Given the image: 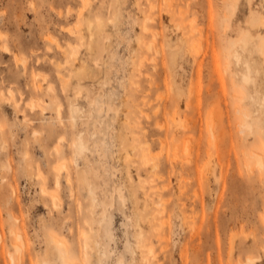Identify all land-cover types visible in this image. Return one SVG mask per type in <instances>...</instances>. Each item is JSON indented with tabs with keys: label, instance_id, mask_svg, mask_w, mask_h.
<instances>
[{
	"label": "rangeland",
	"instance_id": "374dc122",
	"mask_svg": "<svg viewBox=\"0 0 264 264\" xmlns=\"http://www.w3.org/2000/svg\"><path fill=\"white\" fill-rule=\"evenodd\" d=\"M69 258L264 264V0H0V264Z\"/></svg>",
	"mask_w": 264,
	"mask_h": 264
},
{
	"label": "bare ground",
	"instance_id": "6f19581e",
	"mask_svg": "<svg viewBox=\"0 0 264 264\" xmlns=\"http://www.w3.org/2000/svg\"><path fill=\"white\" fill-rule=\"evenodd\" d=\"M190 28L192 27V25H194L193 24V22H192V24L190 23ZM196 27H194V29H195ZM193 29V30H194ZM191 31V30H190ZM195 31V30H194ZM191 34H193V33H191ZM196 44V43H195ZM191 45H192V43H191ZM193 45H194V43H193ZM194 47V46H193ZM195 47H197V46H195ZM213 49H215L214 48V46L212 47ZM192 51H195V50H193L192 49ZM215 51V50H214ZM213 51V52H214ZM217 51H215V53H216ZM195 53V52H194ZM215 53H213L214 55H216ZM198 54V53H197ZM213 56V55H212ZM218 56V55H217ZM216 56V57H217ZM237 57L239 58V56L237 55ZM218 58V57H217ZM214 59V58H213ZM212 59V60H213ZM216 60V59H215ZM214 61V60H213ZM219 61V60H218ZM240 61V60H239ZM216 62V61H215ZM219 64V63H218ZM214 66H215V64H214ZM217 66H220V65H217ZM213 67V66H212ZM216 67V66H215ZM214 67V68H215ZM218 68V67H217ZM219 69V68H218ZM198 70H200V69H198ZM220 70H221V67H220ZM201 71V70H200ZM200 71H198V73L200 72ZM216 71V70H215ZM215 71H213L214 73H215ZM212 72V71H211ZM220 72V74L222 75V73H221V71H219ZM218 73V72H217ZM201 74V73H200ZM200 74H197L196 76H198V78L197 79H199V77H201L200 76ZM216 76V75H215ZM218 76H220V75H218ZM249 77V76H248ZM248 77L245 75L244 76V78L246 79V80H248ZM216 78H217V76H216ZM219 78V77H218ZM221 79H222V76L220 77ZM235 78V77H234ZM239 78V77H238ZM224 79V78H223ZM222 79V80H223ZM237 79V78H236ZM219 80V79H218ZM221 80V81H222ZM225 80V79H224ZM223 80V81H224ZM212 81H213V79H212ZM217 81V80H216ZM202 82V81H201ZM197 83H199V82H197ZM213 83H214V81H213ZM192 84V83H191ZM190 84V85H191ZM196 84V83H195ZM223 84H224V82H223ZM223 84H221V85H223ZM216 85V84H215ZM183 86V85H182ZM197 86V85H196ZM200 87H202L201 85H199ZM198 86V87H199ZM194 87V86H193ZM211 88H212V85L210 86ZM219 87H221V86H219ZM219 87H217V88H219ZM173 88V87H172ZM191 88V87H190ZM196 88V87H195ZM203 88V87H202ZM201 88V89H202ZM206 88V87H205ZM204 88V89H205ZM223 88H224V85H223ZM201 89H200V91H201ZM210 89V88H209ZM213 89V88H212ZM226 89V88H225ZM225 89H224V92H225ZM179 90V89H178ZM192 90V89H191ZM195 90V89H194ZM208 90V89H207ZM206 90V91H207ZM221 90H222V88H221ZM220 90V91H221ZM232 90V89H231ZM176 91V90H175ZM180 91V90H179ZM205 91V90H204ZM205 91V92H206ZM212 91V90H211ZM188 92H189V89H188ZM192 92V91H191ZM198 92V91H197ZM216 91H214V93H215ZM218 92H219V90H218ZM222 92H223V90H222ZM227 92V91H226ZM225 92V93H226ZM210 93V92H209ZM213 93V92H212ZM231 93V92H230ZM180 94H181V92H180ZM195 94V93H194ZM201 95H202V93H200ZM200 94H197L198 95V97H199V95ZM224 94V93H223ZM190 95V94H189ZM193 95V94H192ZM196 95V94H195ZM200 95V96H201ZM204 95V94H203ZM207 95V94H206ZM179 96V95H178ZM183 96V95H182ZM181 96V97H182ZM208 96V95H207ZM220 96V95H219ZM218 96V98L220 99L221 97H219ZM226 96V95H225ZM224 96V97H225ZM238 96V95H237ZM197 97V96H196ZM203 97H205V96H203ZM209 97V96H208ZM215 97H216V95L214 94V99H215ZM193 99V98H192ZM198 99V98H197ZM200 99H201V97H200ZM222 99V98H221ZM209 100V99H208ZM193 101V100H192ZM198 101H199V99H198ZM197 101V102H198ZM205 101V100H204ZM212 101H214L213 99H212ZM238 101H240V100H238ZM207 102V101H206ZM189 103H191L190 101H189ZM193 103V102H192ZM201 103V102H200ZM215 103H216V101H215ZM237 103V102H236ZM240 103V102H239ZM239 103H238V105H239ZM198 104V103H197ZM196 104V105H197ZM189 105V104H188ZM191 105V104H190ZM195 105V106H196ZM205 105H207V104H205ZM214 105V104H213ZM241 105V104H240ZM245 105V104H244ZM203 107H204V105H202ZM210 106H211V104H210ZM243 106V105H242ZM190 107V106H189ZM189 107H187V108H189ZM193 107V106H192ZM191 107V108H192ZM200 107V106H199ZM206 107V106H205ZM212 108H210V112L209 113H211V110L212 109H214V107L216 108V105L213 107V106H211ZM237 107H239V106H237ZM165 108V107H164ZM163 108V109H164ZM198 108V107H197ZM167 110V112H168V109H166ZM176 110V109H175ZM198 110V109H197ZM197 110H195V111H197ZM199 111H201L200 109H199ZM215 111H216V109L213 111L214 113H215ZM174 112V111H173ZM184 112V111H183ZM202 112V111H201ZM217 112V111H216ZM224 112V111H223ZM199 113V112H198ZM203 113V112H202ZM208 113V112H207ZM176 114V112L174 113V115ZM172 115V114H171ZM174 115H172L174 118H175V116ZM200 116H201V113L199 114ZM209 114H207V116H208ZM222 115V114H221ZM169 116V115H168ZM178 116H179V114H178ZM243 116V115H242ZM186 117V116H185ZM204 117V116H203ZM169 118V117H168ZM202 118V117H201ZM214 118H215V116H214ZM216 118H217V115H216ZM221 118V117H220ZM239 118V117H238ZM165 120H166V118H164ZM163 119V120H164ZM177 119H179V118H177ZM185 119H187V118H185ZM207 119V118H206ZM210 119H212V118H210ZM210 119H209V121H210ZM219 119V118H218ZM217 119V120H218ZM222 119V118H221ZM224 119V118H223ZM222 119V120H223ZM162 120V121H163ZM175 120H176V118H175ZM180 120V119H179ZM194 120H196V119H194ZM216 120V119H215ZM214 120V121H215ZM217 120H216V123H217ZM225 120V119H224ZM170 121V120H169ZM171 121H172V118H171ZM174 121V120H173ZM207 121V120H206ZM221 121V120H220ZM185 122V121H184ZM188 122V121H187ZM192 123H191V125H193V122L194 121H191ZM163 123V122H162ZM167 123V122H166ZM166 123H164V124H166ZM175 123V122H174ZM198 123V122H197ZM208 123V122H207ZM209 123H211V122H209ZM220 123V122H219ZM168 124V123H167ZM194 124H195V122H194ZM214 124V123H213ZM223 124V123H222ZM161 125H163V124H161ZM180 125V124H179ZM202 125V124H201ZM166 126H168V125H166ZM165 125H164V127H166ZM220 126V125H219ZM160 127V126H159ZM187 127V126H186ZM208 127V126H207ZM206 127V128H207ZM161 128H163L162 126H161ZM167 128L168 127H166V132H167ZM183 128V127H182ZM196 128V127H195ZM199 128H201V126H199ZM205 128V129H206ZM226 128V127H225ZM176 129V128H175ZM178 129V128H177ZM184 129H188V128H184ZM201 129H203V128H201ZM201 129H200V131H201ZM208 129V128H207ZM213 129H214V126H213ZM218 129V128H217ZM196 130H198V129H196ZM220 130V129H219ZM242 131H243V128L241 129ZM173 132H175V130H173ZM176 132H177V130H176ZM222 132V131H221ZM209 133V132H208ZM220 132L218 131V134H219ZM224 133V132H223ZM223 133H220L219 135H223ZM216 134V133H215ZM202 135V134H201ZM224 136V135H223ZM166 137V136H165ZM173 138L175 137V133H173V136H172ZM201 138H203L202 136H201ZM200 138V139H201ZM211 138V137H210ZM167 139V138H166ZM199 139V138H198ZM207 139H208V137H207ZM207 139H206V141H207ZM172 140V139H171ZM225 140V139H224ZM201 141V140H200ZM209 141V140H208ZM216 141H218V140H216ZM163 142V141H162ZM167 143H168V141H166ZM172 142H173V140H172ZM202 142V141H201ZM210 142V141H209ZM209 142H208V145H209ZM165 143V142H164ZM163 143V144H164ZM212 143V142H211ZM210 143V144H211ZM216 143V142H215ZM214 143V144H215ZM198 144H199V141H198ZM177 145V144H176ZM218 145V144H217ZM167 146H168V144H167ZM199 146L201 147V145L199 144ZM198 146V147H199ZM216 146V145H215ZM214 146V147H215ZM163 147V146H162ZM217 147V146H216ZM177 148H178V145H177ZM187 148V147H186ZM150 149V148H149ZM166 149V148H165ZM175 149V148H174ZM215 149V148H214ZM144 150V149H143ZM173 150V149H172ZM209 150V149H208ZM207 150V151H208ZM197 151H199V148H198V150ZM211 151V150H210ZM210 151H208V154L210 153ZM145 152V151H144ZM178 152V151H177ZM176 152V153H177ZM196 152V151H195ZM219 152V151H218ZM175 153V152H174ZM173 153V154H174ZM180 153H182V152H180ZM199 153V152H198ZM197 153V154H198ZM220 153V152H219ZM142 154H143V152H142ZM152 154V153H151ZM183 154V153H182ZM196 154V155H197ZM149 156H150V154H149ZM153 156V155H152ZM198 156V155H197ZM197 156H195V157H197ZM200 156V155H199ZM198 156V157H199ZM254 156L255 157H257L258 158V160L262 163V157H261V153H259V152H255L254 153ZM141 157H143V155L141 156ZM144 157H146L147 159H144L146 162H148V160H149V158H148V155L146 154ZM151 158V157H150ZM177 158V157H176ZM183 158V157H182ZM151 159H153V158H151ZM155 159V158H154ZM172 159H173V157H172ZM209 160H210V154H209ZM141 161H142V158H141ZM149 161H151V160H149ZM157 160H155L154 162H152L151 163V167L153 168L152 170H154V173H156V174H159V171H157V168H158V166H159V163L158 162H156ZM196 162H197V158H196ZM144 163V162H143ZM198 163V162H197ZM148 164V163H147ZM196 164V163H195ZM195 166V165H194ZM196 166H198V165H196ZM198 168V167H197ZM197 168H196V170H197ZM199 170V169H198ZM205 170V168L203 169V171ZM207 170V169H206ZM201 171H202V169H201ZM201 171H199V172H201ZM205 173V172H204ZM180 174H181V177L179 178V180H180V182L183 180L182 179V175H183V173H182V171H180ZM163 175V174H162ZM202 175H203V173H202ZM206 175V174H205ZM161 176V175H160ZM202 177V176H201ZM186 184V183H185ZM156 186H157V188L159 189L158 191H157V195H158V201L156 202L155 201V203H156V205H158V207H159V205L162 207V206H164V205H161L163 202H164V193H163V189H165L166 187V183H156ZM168 186V185H167ZM179 186V185H178ZM183 186V185H182ZM165 187V188H164ZM178 188H180V187H178ZM180 192V191H179ZM182 192V191H181ZM183 193V192H182ZM165 203V202H164ZM160 209H157L156 208V210H153L152 211V213L148 216V218L150 219V218H152V226L155 228V231H157L158 232V235H159V237L161 238V239H163L164 238V236L161 234V229L164 227V225H165V223H166V220H165V218L164 217H162V216H160L159 215V213H160ZM164 211H165V209H164ZM163 212V211H162ZM164 213V212H163ZM165 214V213H164ZM161 215H162V213H161ZM111 222V221H110ZM110 224H109V222H108V226L106 227V230H107V232L108 233H110V226H109ZM141 233H143V230L141 229V231H140ZM85 234V233H84ZM85 237H86V243H87V245H88V239H89V236H88V234H85ZM139 241H140V245L143 247V250L144 251H148V253L149 252H152V251H154V248H153V243L152 242H148V241H146V240H143L142 238H139ZM65 254L67 255L68 254V249L65 251ZM65 264H78L77 262H74V261H72L70 258H69V260L67 259L66 261H65Z\"/></svg>",
	"mask_w": 264,
	"mask_h": 264
}]
</instances>
